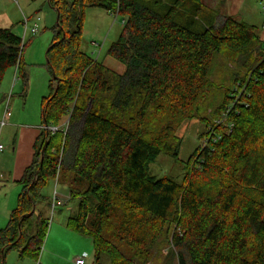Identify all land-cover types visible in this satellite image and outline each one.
Returning a JSON list of instances; mask_svg holds the SVG:
<instances>
[{"label": "trees", "instance_id": "trees-1", "mask_svg": "<svg viewBox=\"0 0 264 264\" xmlns=\"http://www.w3.org/2000/svg\"><path fill=\"white\" fill-rule=\"evenodd\" d=\"M45 2L57 21L42 125L58 131L36 140L0 230V264L10 251L39 258L48 223L35 218L36 206L60 177L74 185L64 206L78 201L66 227L91 238L96 261L147 264L165 242L177 264H264V34L229 17L216 27L217 11L202 0ZM87 8L121 18L107 50L121 74L81 53ZM25 47L0 29V82L14 67L27 80ZM220 60L234 69L216 71ZM190 120L209 140L187 160L183 179L151 177L159 155L178 158L177 130Z\"/></svg>", "mask_w": 264, "mask_h": 264}, {"label": "rangeland", "instance_id": "rangeland-1", "mask_svg": "<svg viewBox=\"0 0 264 264\" xmlns=\"http://www.w3.org/2000/svg\"><path fill=\"white\" fill-rule=\"evenodd\" d=\"M205 7L216 10L218 27L224 17H229L236 22L254 26L260 34H264L262 25L264 23L263 4L259 0H202ZM27 18L28 27L31 29L33 23L38 19V33L31 35L29 28L24 30L23 21ZM57 21V13L51 9L45 0H0V29H11L16 36L21 38L26 47L22 54V63L27 80L21 78L16 68H8L0 82V114L7 101L13 117L22 121L30 133L37 135L38 139L42 125V98L49 96V81L51 76L46 68L47 50L53 39L52 29ZM121 18L111 15L100 8H87L84 12L82 34L80 37V51L92 60L102 63L109 70L121 74L124 67L107 56V50L118 39L121 33ZM223 66L233 70L230 63L222 60L217 63L216 71L222 70ZM221 73V71H219ZM206 115H211L212 108L209 103L203 104ZM64 122L60 128L65 127ZM37 126V127H35ZM24 128L15 130L17 138H20ZM6 128L1 133L0 142L7 146L3 155H11V160L4 158L3 164L7 173L12 171L9 178H0V229L6 227L11 212L16 208L17 198L21 191V186L12 183L14 171H18L22 163L21 153L27 149V141L17 142V149L12 151V141L6 136ZM203 124L198 120L185 121L177 130V136L181 138V147L178 158L175 160L166 155H159L148 167L149 175L155 179L168 178L175 182L183 179L185 164L190 156L197 149L204 145L208 132L204 130ZM18 131V133H17ZM14 132V133H15ZM36 142V141H35ZM23 147V149H20ZM30 150V146L28 147ZM14 153V154H13ZM25 160V159H24ZM2 162V161H0ZM12 162V165L10 163ZM11 167L8 171L7 168ZM57 180V178H56ZM52 180L43 190V195L47 198L44 203L36 206L35 218L39 216L45 220L48 226L46 234L37 260L31 258L20 259L16 251H10L4 264H73L72 259L83 252L88 254L87 264H110L109 258L102 255L96 261L92 240L85 235L77 234L67 227V218L76 213L78 201L69 203L66 206H55L51 209L53 194L56 190L62 198L68 196V190H74V185L70 182L65 184L62 177L59 180ZM67 192V193H66ZM95 201H91L94 206ZM71 209V211H69ZM123 251L129 252L123 243H119ZM37 261V262H36ZM147 264H177L174 251L171 245L162 242L155 249L150 261Z\"/></svg>", "mask_w": 264, "mask_h": 264}, {"label": "crops", "instance_id": "crops-1", "mask_svg": "<svg viewBox=\"0 0 264 264\" xmlns=\"http://www.w3.org/2000/svg\"><path fill=\"white\" fill-rule=\"evenodd\" d=\"M12 31V30H11ZM13 33V32H12ZM14 34V33H13ZM16 35V34H14ZM2 113H3V110H2ZM2 117V114H0V118ZM22 121H20L19 119L13 117L12 113H11V116L8 120V125L6 126L7 129H6V136L8 137V139H10L12 141V145H13V148H12V151L15 152L16 149H17V142H19L18 140H15L17 138V134L15 132V130L19 129V128H24L25 126L21 125ZM42 126V125H41ZM5 127V128H6ZM37 127V126H35ZM27 130L26 128L20 130L21 132V135H20V138H22L23 140L26 139L27 141V146L29 147L30 146V150L26 149V151L22 152L21 153V158H22V165L20 167H18V171H14L13 173V180H12V183L14 182L15 184H19V181L20 179L22 178L23 176V173L25 171V169L31 164L32 162V158H33V155H34V146L36 144V138H37V135H35L34 133H30V131H25ZM3 131V130H2ZM15 132V133H14ZM18 133V131H17ZM0 140H1V137H0ZM23 140H20L19 143H22ZM0 144L3 145L4 147V150L2 153H0V163H3L4 162V158L7 157V160H11V155L8 156V155H3L4 151L7 150V146H5L3 143L0 142ZM20 149H23V147H21ZM14 154V153H13ZM25 159V160H24ZM10 165H12V162L10 163ZM11 169V167L7 168V170L9 171ZM5 174L6 176H8L9 178L11 177L12 175V171L11 172H8L6 171V168L5 166L2 164L1 165V169H0V178H4L5 177ZM70 191V189L68 190V192ZM67 193V192H66ZM69 211H71V209H69ZM68 219V218H67ZM67 222V221H66ZM65 229H66V225H65ZM1 230V229H0ZM83 253H86V252H83ZM82 253V254H83ZM87 254V253H86ZM88 255V254H87ZM37 262V261H36ZM51 264V263H50ZM52 264H56L55 262H53Z\"/></svg>", "mask_w": 264, "mask_h": 264}, {"label": "built area", "instance_id": "built-area-1", "mask_svg": "<svg viewBox=\"0 0 264 264\" xmlns=\"http://www.w3.org/2000/svg\"><path fill=\"white\" fill-rule=\"evenodd\" d=\"M259 2L261 4H263V9H264V0H259ZM38 22H39V20L37 19L33 23V27L30 29L28 27V23H29L28 19L24 18L23 27H24L25 32L29 28L30 34L31 35H36L38 33V25H37ZM262 29L264 30V23L262 25ZM10 116H11V111H10V108H9V105H8V101H7V103H6V105H5L4 109H3L2 117L0 118V136H1L2 130L8 125V120H9ZM40 130L44 131L46 133L55 134L58 131V128H56V127H48V126L42 125L40 127ZM208 140H209V137H208V139L205 142L207 143ZM3 150H4V147H3L2 144H0V153H2ZM68 200H69V195L64 197V198H62L60 196V194H58L57 191L55 190L54 194H53V201H52L51 209L53 210L55 208V206H57V205L58 206H64L66 204V202H68ZM87 259H88V255L86 253H83L81 255L75 256L72 259V263L73 264H87Z\"/></svg>", "mask_w": 264, "mask_h": 264}]
</instances>
